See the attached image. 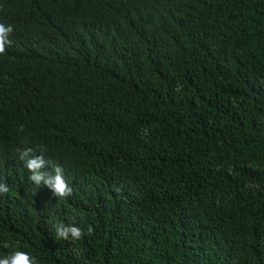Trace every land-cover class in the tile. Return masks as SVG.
I'll list each match as a JSON object with an SVG mask.
<instances>
[{
    "label": "trees",
    "instance_id": "1",
    "mask_svg": "<svg viewBox=\"0 0 264 264\" xmlns=\"http://www.w3.org/2000/svg\"><path fill=\"white\" fill-rule=\"evenodd\" d=\"M0 22L14 28L0 54L7 160L91 134L66 98L101 77L100 54L110 65L114 52L131 96L118 149L76 155L71 196L26 175L0 193V257L264 264V0H0ZM75 182L92 192L77 195ZM60 222L85 234L57 239Z\"/></svg>",
    "mask_w": 264,
    "mask_h": 264
},
{
    "label": "clouds",
    "instance_id": "2",
    "mask_svg": "<svg viewBox=\"0 0 264 264\" xmlns=\"http://www.w3.org/2000/svg\"><path fill=\"white\" fill-rule=\"evenodd\" d=\"M13 31L11 24L0 22V54L5 53L6 45L12 44L9 37ZM110 54L115 58H111L113 63L110 65L104 64V56H98L97 64L103 67L99 72L101 77H92L74 85V90L69 91L66 98L69 111L82 119L83 125L92 130L91 134L79 139L78 147L62 149L55 154L34 145H23L8 160L6 153L0 152V193L12 189L14 182L20 181L21 175H26L31 186L40 190L50 189L56 198L65 199L72 195V186L67 175L76 166L77 154L84 151L96 159L99 157L95 151L114 152L118 149L116 134L121 132V128L125 129L121 123L128 114L131 96L119 77L118 60L113 51ZM20 183L23 185V182ZM74 186L77 195H88L93 190L87 188L83 182H75ZM247 187L258 186L249 184ZM3 220L4 211L0 208V230ZM93 231L89 226L87 234L90 235ZM51 232L57 239L73 242L80 240L85 234L74 224L63 222L54 224ZM3 247L8 248L10 245L4 243ZM0 264H39V261L26 251L14 250L0 257Z\"/></svg>",
    "mask_w": 264,
    "mask_h": 264
}]
</instances>
